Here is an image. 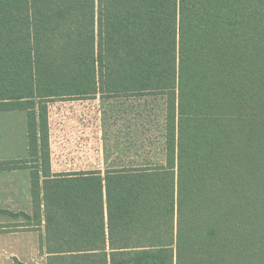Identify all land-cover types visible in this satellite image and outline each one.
<instances>
[{
    "label": "trees",
    "instance_id": "1",
    "mask_svg": "<svg viewBox=\"0 0 264 264\" xmlns=\"http://www.w3.org/2000/svg\"><path fill=\"white\" fill-rule=\"evenodd\" d=\"M97 95L163 97L160 158L51 172L48 103ZM14 110L41 161L48 259L241 264L258 251L264 0H0V112Z\"/></svg>",
    "mask_w": 264,
    "mask_h": 264
},
{
    "label": "rangeland",
    "instance_id": "2",
    "mask_svg": "<svg viewBox=\"0 0 264 264\" xmlns=\"http://www.w3.org/2000/svg\"><path fill=\"white\" fill-rule=\"evenodd\" d=\"M163 97H95L51 101L47 105L49 166L54 172L102 170L110 167L156 162L160 158L163 133ZM11 119L22 120L18 111ZM22 116V117H21ZM10 118V117H9ZM29 167L37 165L29 157ZM261 190H264L262 179ZM46 213L32 210L22 225H37ZM256 235L257 252L241 264H264V213ZM43 234V233H42ZM43 245L50 244L46 230ZM49 240V242H48ZM54 242V241H53ZM251 250V249H250ZM254 250V249H252ZM49 258V257H48ZM47 264H71L70 258L48 259Z\"/></svg>",
    "mask_w": 264,
    "mask_h": 264
},
{
    "label": "crops",
    "instance_id": "3",
    "mask_svg": "<svg viewBox=\"0 0 264 264\" xmlns=\"http://www.w3.org/2000/svg\"><path fill=\"white\" fill-rule=\"evenodd\" d=\"M18 111L0 112V162L24 161L20 167L0 169V264H47L49 253L41 242L44 221L22 225L21 218L33 210L32 170L23 118L11 119L22 115Z\"/></svg>",
    "mask_w": 264,
    "mask_h": 264
}]
</instances>
